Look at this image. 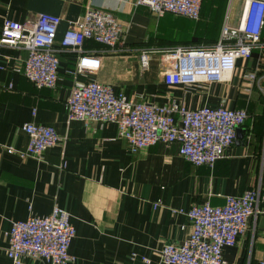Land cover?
<instances>
[{
	"label": "crops",
	"instance_id": "obj_1",
	"mask_svg": "<svg viewBox=\"0 0 264 264\" xmlns=\"http://www.w3.org/2000/svg\"><path fill=\"white\" fill-rule=\"evenodd\" d=\"M244 1L202 0L194 22L171 14L156 16L134 6V0H0V26L4 19L58 17L55 46L86 5L111 14L120 25L113 52L91 41L79 52L55 48L58 81L52 89H35L16 72L25 51L0 46V264H11L4 253L10 223L29 215L47 216L54 207L68 215L74 229L67 264H161L160 247L177 245L189 233L179 210L202 203L222 206L226 196L239 197L250 189L264 192V95L244 77L254 72L264 87V21L261 50L237 61L228 82L189 90L162 82V51L213 45L224 22L233 27L239 23ZM143 53L146 70L138 65ZM78 56H95L98 69L77 74ZM91 81L134 103L186 110L223 106L244 110L247 117L211 167L184 161L176 144L157 143L132 153L117 137L114 124L66 123L64 104L70 90ZM26 123L52 127L62 146L47 149L38 159L6 154V147L24 149L21 126ZM221 255L226 264H256L264 257V216L233 246L223 247ZM21 264L45 263L24 258Z\"/></svg>",
	"mask_w": 264,
	"mask_h": 264
},
{
	"label": "built area",
	"instance_id": "obj_2",
	"mask_svg": "<svg viewBox=\"0 0 264 264\" xmlns=\"http://www.w3.org/2000/svg\"><path fill=\"white\" fill-rule=\"evenodd\" d=\"M202 0H134L133 5L145 7L156 16L171 14L196 22ZM264 21V2H243L239 23L229 26L225 22L219 30L217 41L197 49L170 48L160 53L166 71L162 82L166 86H180L184 90L200 88L214 83L228 82L236 62L247 60L254 50H261L260 36ZM59 18L38 15L33 20L15 22L4 19L0 26V46L25 51L26 57L16 72L35 89H52L56 86L57 50L79 52L85 41H91L108 52L119 44L120 25L109 13L86 5L79 19L63 32L55 46ZM141 70L148 67V58L138 56ZM99 62L95 56H78L75 72H94ZM260 93L264 87L254 72L244 74ZM66 123L70 121L114 124L117 137L127 142L130 152L160 144H176L177 154L193 166L211 167L222 157L234 140L235 129L242 126L247 114L223 106L201 107L186 110L182 107L154 106L134 103L121 93L98 82H86L73 87L64 104ZM26 137L22 151L6 147V154L19 159H38L62 139L49 126L26 123L21 126ZM152 208H157L154 204ZM189 224V233L177 245L165 243L159 249L161 264H226L222 259L223 247L233 246L239 235L250 224L264 216V192L256 189L241 196H226L222 206L207 203L179 210ZM4 249L11 264H21L31 258L45 264H67L74 229L68 215L54 207L47 216L29 215L25 220L14 221L6 232ZM135 259V254H131ZM148 263L146 257H139ZM256 264H264V257Z\"/></svg>",
	"mask_w": 264,
	"mask_h": 264
},
{
	"label": "rangeland",
	"instance_id": "obj_3",
	"mask_svg": "<svg viewBox=\"0 0 264 264\" xmlns=\"http://www.w3.org/2000/svg\"><path fill=\"white\" fill-rule=\"evenodd\" d=\"M262 95H264V93H261Z\"/></svg>",
	"mask_w": 264,
	"mask_h": 264
}]
</instances>
